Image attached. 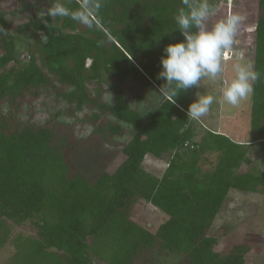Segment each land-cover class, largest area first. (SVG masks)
<instances>
[{
    "label": "trees",
    "instance_id": "16d2710c",
    "mask_svg": "<svg viewBox=\"0 0 264 264\" xmlns=\"http://www.w3.org/2000/svg\"><path fill=\"white\" fill-rule=\"evenodd\" d=\"M60 2L76 7L75 0ZM101 2L93 29L69 17L43 22L30 15L21 28L44 40L26 41V62L17 59L9 32L15 11L0 7V247L8 224L35 227L34 235L12 237L5 264H158L154 253L180 256L173 264H243L249 244L220 253L208 232L231 189L264 193V171L242 168L251 161L249 146L188 118L196 87L181 91L175 104L160 94L146 118L123 94L128 80L159 91L164 48L184 40L173 18L182 0ZM256 6L252 64L259 79L248 126L249 142L264 149V0ZM70 124L103 143L129 125L120 147L125 158L112 173L85 176L55 131ZM146 154L166 155L160 176L143 168ZM209 155L212 168L203 171ZM141 201L165 215L153 230L131 216Z\"/></svg>",
    "mask_w": 264,
    "mask_h": 264
},
{
    "label": "rangeland",
    "instance_id": "374dc122",
    "mask_svg": "<svg viewBox=\"0 0 264 264\" xmlns=\"http://www.w3.org/2000/svg\"><path fill=\"white\" fill-rule=\"evenodd\" d=\"M52 3L44 2L43 0H0L2 9L7 12L15 11L11 18L9 32L16 37L14 47L17 59L21 62L28 60L25 48L26 41H32L33 39L44 40L41 35L35 34L34 36L30 27L22 29L21 26L28 22L30 15L38 16L40 10H46ZM208 3L215 10L213 20L223 18L229 12L237 13L244 17L232 48L225 52L224 76L228 77L232 74L231 65L237 58H242L243 61L252 63V40L257 0H208ZM89 62L90 60H86L85 64L88 65ZM201 84V86L196 87L194 101L197 99V93L200 95H212L214 102L210 106L207 116L218 119V122L222 125L221 128H218L219 131L225 132L226 130L235 142L243 141L240 144H246L245 142L249 141L248 122L251 96L246 101L241 102L238 107H233L226 102H221V96L217 90L218 81L204 80ZM122 89L129 106L137 110L142 118L148 117L161 99L159 91L153 85L143 86L139 80H128L122 86ZM31 102L29 101L27 104ZM31 112V107L24 111L25 114ZM198 121L202 122V119L200 118ZM212 121L208 119L204 123L211 128L213 123L210 124V122ZM122 125L123 135L115 137L114 141L111 140L108 143H103L99 136L93 134L90 130L80 133L79 128L81 127L76 125L74 127L71 124L69 126H54L55 131L59 135L66 137L67 146L64 151L67 160L76 170L92 178L102 171L112 173L125 158L120 147L122 143L129 139L132 128L127 124ZM200 134L195 138L196 140L200 137ZM235 134L238 136H235ZM245 146H249L246 157L250 158L251 161L242 168L244 170L254 168L264 171V149L258 143H249V145ZM213 157V155H209L208 161L200 163L203 171L212 168ZM166 165V155L156 158L146 154L142 161L143 168L156 176H160L163 173ZM131 216L134 220L152 230L161 217H165L159 209L142 201L133 208ZM8 226L10 234L0 247V264H5V261L11 255V239L13 236L17 234H35V227L30 222L19 226L14 224H8ZM208 234L218 240L215 245L216 251L226 253L232 245L246 243L249 244L250 249L244 254L243 264H264V193L241 192L231 189ZM154 256L158 264H173L180 259V256L166 255L165 253H154Z\"/></svg>",
    "mask_w": 264,
    "mask_h": 264
},
{
    "label": "clouds",
    "instance_id": "9594fccd",
    "mask_svg": "<svg viewBox=\"0 0 264 264\" xmlns=\"http://www.w3.org/2000/svg\"><path fill=\"white\" fill-rule=\"evenodd\" d=\"M182 3L185 7L179 8L173 18L184 40L169 43L164 48L166 55L161 57L162 70L158 73L164 83L159 86V93L175 104V97L181 91L199 87L204 80L218 81L221 102L238 107L253 94V85L259 79L254 65L242 58L231 65L232 74L224 76L225 52L232 48L244 17L229 12L213 20L215 10L208 0H182ZM75 4V8H70L55 0L46 10H40L38 16L43 22L45 17H69L89 29L99 27L101 0H75ZM196 95L187 116L199 120L208 114L214 97Z\"/></svg>",
    "mask_w": 264,
    "mask_h": 264
},
{
    "label": "crops",
    "instance_id": "0c3cea01",
    "mask_svg": "<svg viewBox=\"0 0 264 264\" xmlns=\"http://www.w3.org/2000/svg\"><path fill=\"white\" fill-rule=\"evenodd\" d=\"M201 119H202V122H200L201 124H202V126H205V127H207V128H209L204 122L206 121V120H208V119H211V120H213L212 122H210V124H212L213 123V125H211V128H209V129H215V130H213V131H215V132H219V133H223V134H225V135H227L228 137H230L229 135L230 134H228V132L225 130V132H221V131H219V129L218 128H221V123L220 122H218V119L217 118H212V117H208L207 115H205V116H202L201 117ZM213 126V127H212ZM227 129H229V128H227ZM229 133H232V132H229ZM235 136H238L237 134H235ZM231 138V137H230ZM232 139V138H231ZM233 141H235L234 139H232ZM239 143H241V142H243V141H238ZM247 142H248V144H247ZM246 144H243V145H249V141H246L245 142ZM251 144H253V143H251Z\"/></svg>",
    "mask_w": 264,
    "mask_h": 264
},
{
    "label": "bare ground",
    "instance_id": "6f19581e",
    "mask_svg": "<svg viewBox=\"0 0 264 264\" xmlns=\"http://www.w3.org/2000/svg\"><path fill=\"white\" fill-rule=\"evenodd\" d=\"M227 54H229L228 52H227ZM228 56V55H227Z\"/></svg>",
    "mask_w": 264,
    "mask_h": 264
}]
</instances>
